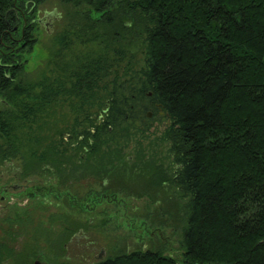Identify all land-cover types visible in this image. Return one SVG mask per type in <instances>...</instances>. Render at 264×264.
<instances>
[{
    "label": "trees",
    "instance_id": "obj_1",
    "mask_svg": "<svg viewBox=\"0 0 264 264\" xmlns=\"http://www.w3.org/2000/svg\"><path fill=\"white\" fill-rule=\"evenodd\" d=\"M44 1L0 0V164L42 181L25 190L40 209L174 188L178 258L144 245L96 264H264V0H61L74 12L29 78ZM75 43L92 52L70 62ZM155 121L167 172L141 141Z\"/></svg>",
    "mask_w": 264,
    "mask_h": 264
},
{
    "label": "rangeland",
    "instance_id": "obj_2",
    "mask_svg": "<svg viewBox=\"0 0 264 264\" xmlns=\"http://www.w3.org/2000/svg\"><path fill=\"white\" fill-rule=\"evenodd\" d=\"M73 9L72 5L61 0H45L38 6L36 17L40 22V40L28 65L29 78H33L38 70L46 69L45 64L54 50L53 39ZM88 45L75 43L67 50L66 59L71 62L77 53L92 52ZM153 125L141 141L145 150L153 154H158L163 147L164 153H159L162 161L157 164L160 171L167 172L172 157L160 140L166 121H155ZM21 168L19 161L0 164V252L4 247L18 250L16 257L4 255L0 264H6L7 259L8 264H25L30 262L32 254L37 253L40 256L36 257L48 264H96L119 252L132 251L144 245L161 246L168 255L180 256L181 232L175 220L167 214V210L179 202L172 186L158 191L143 188L139 196L119 193L115 198L93 206V209L88 207L91 214L73 209L63 198L57 200L54 197H48L45 209H40L25 190L42 181L36 176L20 179ZM143 183L141 181L140 185ZM16 186L21 188L14 189ZM76 190L82 195L87 191L82 184ZM22 209H26L27 216L20 223L16 221V213ZM71 224L78 226L74 232L66 228ZM102 252V258H99Z\"/></svg>",
    "mask_w": 264,
    "mask_h": 264
},
{
    "label": "flooded vegetation",
    "instance_id": "obj_3",
    "mask_svg": "<svg viewBox=\"0 0 264 264\" xmlns=\"http://www.w3.org/2000/svg\"><path fill=\"white\" fill-rule=\"evenodd\" d=\"M17 188H21L20 186H16V187H14V189H17ZM102 255H103V252L100 254V257L99 258H102ZM9 258V257H8ZM11 258V257H10ZM10 260V259H9ZM9 263V261H8V259H7V261H6V264H8ZM25 264H48L47 262H45V261H41V258H38V257H35V256H33L32 258H31V260H30V262L28 261V262H26Z\"/></svg>",
    "mask_w": 264,
    "mask_h": 264
}]
</instances>
